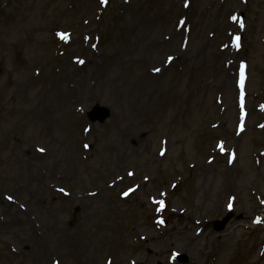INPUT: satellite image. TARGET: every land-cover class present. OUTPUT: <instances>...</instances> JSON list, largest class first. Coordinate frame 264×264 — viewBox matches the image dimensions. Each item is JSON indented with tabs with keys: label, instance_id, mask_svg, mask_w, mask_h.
<instances>
[{
	"label": "rangeland",
	"instance_id": "374dc122",
	"mask_svg": "<svg viewBox=\"0 0 264 264\" xmlns=\"http://www.w3.org/2000/svg\"><path fill=\"white\" fill-rule=\"evenodd\" d=\"M180 254L264 264V0H0V264Z\"/></svg>",
	"mask_w": 264,
	"mask_h": 264
},
{
	"label": "bare ground",
	"instance_id": "6f19581e",
	"mask_svg": "<svg viewBox=\"0 0 264 264\" xmlns=\"http://www.w3.org/2000/svg\"><path fill=\"white\" fill-rule=\"evenodd\" d=\"M151 72H153V70L151 69V71H149L148 72V74L145 72V75L143 76V78H142V82H141V85H140V87H138L137 88V94L142 98L143 97V95H144V93H145V91H144V89L146 88V83H145V81H144V78H146V80H153V79H157V77H152V76H150V74H151ZM151 98V101H152V97H150ZM161 101H162V98L160 99V98H157L154 102L155 103H153V106H152V114H155L156 116L161 112L160 110H162V108H161ZM115 218V217H114ZM108 221V219H106V222ZM97 231V233L99 234V238H100V240H101V244H106L107 242H110V244H112V240L113 241H115L114 239L116 238V236H117V233L114 231V232H112L111 233V235H110V233H109V231H107V230H104V227L103 226H100V227H97V228H95ZM97 234V235H98ZM129 237V236H128ZM200 237V233H197V235H196V238H199ZM105 240V241H104ZM107 241V242H106ZM118 244H120V242L118 243Z\"/></svg>",
	"mask_w": 264,
	"mask_h": 264
},
{
	"label": "water",
	"instance_id": "95a60500",
	"mask_svg": "<svg viewBox=\"0 0 264 264\" xmlns=\"http://www.w3.org/2000/svg\"><path fill=\"white\" fill-rule=\"evenodd\" d=\"M110 116V112L106 108H102L100 106H97L94 108V110L89 114V118L93 122H104L106 119ZM232 219V215H229L223 222H217L215 225L216 232H221L225 229L226 225L229 223V221ZM180 261L182 263H187L188 258L186 256H181Z\"/></svg>",
	"mask_w": 264,
	"mask_h": 264
},
{
	"label": "snow or ice",
	"instance_id": "6c2138e0",
	"mask_svg": "<svg viewBox=\"0 0 264 264\" xmlns=\"http://www.w3.org/2000/svg\"><path fill=\"white\" fill-rule=\"evenodd\" d=\"M102 3H106V0H101ZM62 39H64L65 37L61 36Z\"/></svg>",
	"mask_w": 264,
	"mask_h": 264
}]
</instances>
